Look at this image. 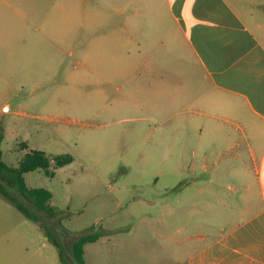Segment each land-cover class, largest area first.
I'll list each match as a JSON object with an SVG mask.
<instances>
[{
  "label": "rangeland",
  "instance_id": "374dc122",
  "mask_svg": "<svg viewBox=\"0 0 264 264\" xmlns=\"http://www.w3.org/2000/svg\"><path fill=\"white\" fill-rule=\"evenodd\" d=\"M9 17H0L2 160L16 167L32 150L51 160L73 157L58 168L52 160L54 176L38 169L24 178L30 188L51 191L50 203L61 212L42 216L50 224L62 219L70 231L68 248L79 234L103 237L108 229L107 241L85 246L90 264H175L183 237L176 228L209 221L211 214L179 211V190L192 176L195 159L169 130L175 121L168 120L162 102L147 94L146 69L131 68L128 47L114 52L108 43L106 52L98 51L103 30L114 39L108 22L98 30L97 22L21 20L12 11ZM0 179L28 201L7 178ZM25 220L30 219L0 195V222Z\"/></svg>",
  "mask_w": 264,
  "mask_h": 264
},
{
  "label": "crops",
  "instance_id": "0c3cea01",
  "mask_svg": "<svg viewBox=\"0 0 264 264\" xmlns=\"http://www.w3.org/2000/svg\"><path fill=\"white\" fill-rule=\"evenodd\" d=\"M10 11L108 22L114 39L103 30L98 51L128 47L146 69L147 94L195 159L179 211L211 214L176 228L175 264H264V0H0V17ZM53 245L38 222H0V264H62Z\"/></svg>",
  "mask_w": 264,
  "mask_h": 264
},
{
  "label": "trees",
  "instance_id": "16d2710c",
  "mask_svg": "<svg viewBox=\"0 0 264 264\" xmlns=\"http://www.w3.org/2000/svg\"><path fill=\"white\" fill-rule=\"evenodd\" d=\"M1 144V138H0ZM54 168L65 166L73 161L70 154H61L52 158ZM43 151L32 150L25 154L20 160L18 166L11 167L2 160V150L0 148V174L2 177L15 187L28 201L25 202L14 196L6 187L5 183L0 179V195L15 205L26 218L40 223L48 239L58 248L60 261L62 264H86L84 260V246L87 243L95 242L99 239L98 233H84L75 236V240L71 242V247L66 245V239L70 235L62 225V219H58L55 223L50 224L42 214L56 216L61 210L50 204L52 198L51 191L42 188L27 186L24 174L38 169L43 170L47 176H54V172L50 170L52 161Z\"/></svg>",
  "mask_w": 264,
  "mask_h": 264
}]
</instances>
